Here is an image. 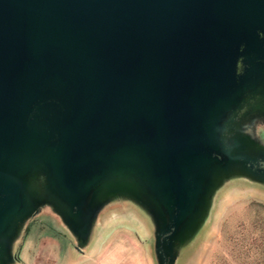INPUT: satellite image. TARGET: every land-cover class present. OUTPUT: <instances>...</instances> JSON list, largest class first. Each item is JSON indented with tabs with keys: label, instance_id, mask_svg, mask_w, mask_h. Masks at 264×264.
<instances>
[{
	"label": "water",
	"instance_id": "95a60500",
	"mask_svg": "<svg viewBox=\"0 0 264 264\" xmlns=\"http://www.w3.org/2000/svg\"><path fill=\"white\" fill-rule=\"evenodd\" d=\"M253 104L264 0H0V264L34 198L83 241L108 195L149 211L171 259L215 173L264 163L224 138Z\"/></svg>",
	"mask_w": 264,
	"mask_h": 264
},
{
	"label": "rangeland",
	"instance_id": "374dc122",
	"mask_svg": "<svg viewBox=\"0 0 264 264\" xmlns=\"http://www.w3.org/2000/svg\"><path fill=\"white\" fill-rule=\"evenodd\" d=\"M233 122L224 134L230 153L264 157V106L241 110ZM237 166L215 173L201 214L174 241L171 259L167 255L164 262L155 245L156 230L139 231L140 223L145 228L153 224L149 211L108 195L90 219L86 242L54 202L31 200L8 264H264V176L247 172L264 169V163L256 158L248 169Z\"/></svg>",
	"mask_w": 264,
	"mask_h": 264
},
{
	"label": "bare ground",
	"instance_id": "6f19581e",
	"mask_svg": "<svg viewBox=\"0 0 264 264\" xmlns=\"http://www.w3.org/2000/svg\"><path fill=\"white\" fill-rule=\"evenodd\" d=\"M114 199H116V198H114ZM122 199L127 200L125 197H122ZM153 228H154V224L150 225V227L146 226V228H145V225L143 226L142 223H140V225H139V231L142 232L143 234L149 233L148 231L153 230ZM85 231L86 232L83 234V241L84 242H86L88 237H90V233L87 232V230H85ZM17 234H18V221H16L15 223L12 224L11 230L8 232L6 240L3 243V256H2L3 258H2L1 264H8V262L10 260V254L12 251V241H14Z\"/></svg>",
	"mask_w": 264,
	"mask_h": 264
}]
</instances>
